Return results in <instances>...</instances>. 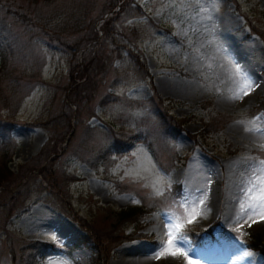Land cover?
I'll return each instance as SVG.
<instances>
[{
	"label": "rangeland",
	"instance_id": "1",
	"mask_svg": "<svg viewBox=\"0 0 264 264\" xmlns=\"http://www.w3.org/2000/svg\"><path fill=\"white\" fill-rule=\"evenodd\" d=\"M0 13V175H26L0 199V264H188L157 258L176 223L197 264H264L243 241L264 244V0H0ZM202 181L215 208L188 223ZM34 240L58 250L40 258Z\"/></svg>",
	"mask_w": 264,
	"mask_h": 264
},
{
	"label": "trees",
	"instance_id": "2",
	"mask_svg": "<svg viewBox=\"0 0 264 264\" xmlns=\"http://www.w3.org/2000/svg\"><path fill=\"white\" fill-rule=\"evenodd\" d=\"M111 7H112V5L108 6L106 8L109 9ZM107 9H105L104 11H107ZM19 13L20 12H18V14ZM22 13H24V12H22ZM101 13L99 15V18L102 15ZM24 14L26 15V13H24ZM37 20H39V21H37ZM37 20L35 19V21H37L38 28L39 29L42 28V30H44V27H42V25L44 24V21H46V17H39V19L37 18ZM108 23H109V19L104 20L103 28L105 29V31L108 30V27H107ZM7 37H9V27L7 25V22L3 19V14L0 13V66L4 65V52H3V47H2L3 43L1 41V39H3L5 41L7 39ZM85 38H86V40H90V39H92V36H90L89 33H87V36H85ZM6 46H7V44H6ZM88 63H89V60H87L85 63L80 64L81 66L79 65V62L75 63V64H73L74 67H77L78 65L80 67H77L78 69H73V70H77L76 73H74V75H72V72H70V85H71L70 89H72V91H74L77 94H78V89L81 88L82 85L85 86L91 79L90 72L87 71ZM0 71H1V69H0ZM76 80H80V81H76ZM260 108L264 109V103L263 102L261 103ZM6 140H9V137L7 135V130L3 131L2 129H0V153H1V156L3 157L2 164H1L2 167H4V165H5V159L4 158L7 156L5 153L6 150H4V148H5L4 143ZM131 144H132V142L129 141V143L126 144L125 148H128ZM32 168H35V167L34 166H28L25 169V171L30 173ZM36 168L38 170H41L40 167H36ZM0 171H1V168H0ZM20 172H21V170L19 171V173ZM23 176H26V175H24V173L18 174L16 176L14 182L10 183L8 186V183L4 182V180H9V179H7L5 175H0V194L1 193L4 194V198H0L1 200L5 201L6 199L8 200L10 198L11 192L13 193L16 190L15 185L20 184L19 181L22 179ZM44 179L46 181H48L49 183L52 181L48 175H44ZM5 193H7V194H5ZM0 205H3L2 201H0ZM139 209H140V206L139 207H130V208H126V209H120L116 213V219L121 220V221H126V223L128 221L129 222H135L137 220L136 215H137V213H138L137 211ZM243 241L247 247L254 249V250H257L261 253H264V244L260 243V241H258L257 239H249V238L243 237ZM30 246L33 247L34 249H36V253L38 254V256L40 258H42L45 254H47L49 252H53V251L57 250V248L55 247L54 244H52L50 242H46V241H40V240H34V241L30 242ZM10 252L12 253V250H10ZM12 255H14V253H12ZM11 262L13 264L12 258H11Z\"/></svg>",
	"mask_w": 264,
	"mask_h": 264
},
{
	"label": "bare ground",
	"instance_id": "3",
	"mask_svg": "<svg viewBox=\"0 0 264 264\" xmlns=\"http://www.w3.org/2000/svg\"><path fill=\"white\" fill-rule=\"evenodd\" d=\"M239 54V53H238ZM241 62H243V59H242V61ZM245 63H246V61H245ZM247 64V63H246ZM243 65V64H242ZM247 65H249V64H247ZM258 85L257 84H255V85H252L251 87H249V90H253V89H255L256 87H257ZM192 166V165H191ZM202 169V168H201ZM201 169H199V170H201ZM203 169H204V166H203ZM192 171V170H191ZM193 171H196V170H193ZM196 177H200V179L202 178L203 179V177H204V170L202 171L201 170V173L199 174V171H197V173H196ZM203 185H205V187L202 189V191H201V193H200V196L198 197V195H196V194H193V196H192V201L194 202V204H195V206H196V211L199 213V215H196V217L195 218H197V219H208V218H210L211 217V215H212V212H213V210H214V208H215V206H214V202H213V198H212V195H213V190L211 189V186L209 185V181H202L201 182ZM201 201H203V203H201ZM248 200H247V198L246 199H243V200H241L238 204H236V203H234V205L231 207V210L230 211H236V209H237V206L240 208L242 205H243V203H244V205H246V203L248 204ZM263 205H264V199H263ZM240 205V206H239ZM229 206H230V204L229 205H227V209H226V212H227V214H226V217H225V219L229 222V221H231V220H235V219H230L231 217V214H233L232 212L231 213H229ZM234 207V208H233ZM244 209H245V207H244ZM241 213V212H240ZM240 215V214H239ZM242 215V214H241ZM234 216V215H233ZM236 216H238V215H236ZM239 217V216H238ZM260 220H262V219H260ZM259 220V222L256 224L257 225V227L258 228H261L262 230H264V224H262V222ZM233 221H231V222H233ZM238 221H239V219H238ZM243 222H246V219H243L242 220ZM42 224V223H41ZM45 224V223H44ZM46 225V224H45ZM162 225V224H161ZM164 225V224H163ZM44 228V227H43ZM46 229V228H45ZM48 233V232H47ZM128 264H136L135 262H133V261H131L130 260V262L128 263Z\"/></svg>",
	"mask_w": 264,
	"mask_h": 264
},
{
	"label": "snow or ice",
	"instance_id": "4",
	"mask_svg": "<svg viewBox=\"0 0 264 264\" xmlns=\"http://www.w3.org/2000/svg\"><path fill=\"white\" fill-rule=\"evenodd\" d=\"M236 71L237 73H239L245 83H244V87H249L250 85V82H251V77L248 75V73L246 71H244L239 64H237V67H236ZM244 95H248V92H244ZM261 164H264V161H261L260 162ZM260 196L261 198H264V188H261L260 189ZM201 203H203V201H201ZM196 215H199V213L196 211L195 208L192 209L191 213H190V216H191V219L188 220V223H191L192 222V219H195ZM183 227L182 224L180 223H176V224H170L169 225V232H168V241L165 245H162V251H160L158 254H157V258H166L168 256H171V257H176V256H183L185 257V259L187 260L188 264H197L196 261H194L193 259H191L189 256H188V253L183 251L181 248H178V247H175V241L177 239H183V236L180 235V236H177L175 235V233H179L180 232V229Z\"/></svg>",
	"mask_w": 264,
	"mask_h": 264
}]
</instances>
